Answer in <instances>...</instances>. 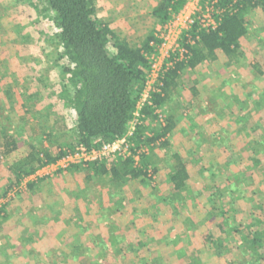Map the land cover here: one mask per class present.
Instances as JSON below:
<instances>
[{
  "label": "rangeland",
  "instance_id": "374dc122",
  "mask_svg": "<svg viewBox=\"0 0 264 264\" xmlns=\"http://www.w3.org/2000/svg\"><path fill=\"white\" fill-rule=\"evenodd\" d=\"M94 1L99 20L131 46L151 32L168 34L151 16L161 0ZM200 1L188 0L178 17H194L209 28L214 25L211 7L202 8ZM248 18L242 57L227 65L219 54L215 63L185 70L167 104L155 111L157 121L145 123L158 130L172 115L184 132L171 134L167 149L156 144L136 152L135 165L149 161L151 182L121 185L110 175L93 176L82 165L49 170L43 178L30 175L10 188L9 169L29 154V145L53 152L75 145L77 133L61 93L64 68L71 65L55 37L53 16L44 2L0 0V116L24 128L16 150L5 154L0 148V264H141L138 248L148 252L141 259L145 264H251L253 248L243 239L244 227L264 200V155L253 167L249 142L256 138L264 144V103L256 108L264 98V12L258 9ZM179 25L169 32L179 35L184 28ZM154 58L162 67L169 65L160 51ZM155 76H149L146 91L154 88ZM139 118L138 113L133 123ZM174 152L190 175L180 201L170 200L174 192L168 185ZM250 169L256 180L248 178L243 196L224 207L230 222L241 224L239 233L230 237L213 225L201 228L211 186L237 183L236 173ZM205 233L214 244L204 243ZM104 242L106 257L98 253ZM258 252L264 264V247Z\"/></svg>",
  "mask_w": 264,
  "mask_h": 264
},
{
  "label": "trees",
  "instance_id": "16d2710c",
  "mask_svg": "<svg viewBox=\"0 0 264 264\" xmlns=\"http://www.w3.org/2000/svg\"><path fill=\"white\" fill-rule=\"evenodd\" d=\"M36 1L44 2L50 16H53L55 37L62 46L63 56L71 65L64 68L66 80L61 87V93L71 111L77 142L66 148L58 147V150L53 152L29 145V154L9 169L10 188L17 187L21 180L34 175L42 168L56 164L79 145L99 148L103 144L126 137L136 113H139L140 122L130 138L134 145L131 155L111 163L106 160L90 163L86 167L95 177L110 175L115 181L121 182V185L133 180H139L141 183L151 182L149 161L137 166L134 156L136 152L156 144L167 149V137L175 129V117L168 115L164 126H160L158 130H150L145 123L157 121L159 117L155 111L167 104L173 90L178 88L185 70H194L203 63L216 62L219 53L224 56L227 65L236 63L242 57V41L249 33L248 16L258 9L264 12V0H201L202 8H205V5L211 7L214 25L204 28L193 17V23L182 31L178 38L179 50L182 53L174 52L170 55L167 60L170 66L162 68L155 88L150 93L151 105L145 104L138 111V104L153 64L152 57L158 54L162 44L160 36L151 32L138 45L131 46L126 40L120 39L109 25L99 20L94 0ZM187 1L161 0L154 7L151 16L155 23L163 28L184 9ZM192 95H196L195 90H192ZM261 101L256 103V108L261 107L264 98ZM259 127L256 126L253 132ZM23 129L22 125L14 126L13 120L2 119L0 116V148L4 149L5 154L17 149L19 139L24 135ZM147 130L151 132L148 135L145 133ZM249 142L255 155L252 164L256 167L261 164L259 157L264 155V144L256 138L250 139ZM170 160L172 162L168 185L174 192L170 200L180 201L181 193L188 189L190 175L186 162L178 153H172ZM155 172L154 169L153 173ZM236 174L239 182L225 180L223 186H211L205 195L207 208L204 218L200 221L201 228L208 229L213 225L218 232L227 233L230 237L241 230V224L230 222L224 207L229 205V201L235 204L238 198L243 196L244 189L249 186L248 180L253 178V175L252 171ZM34 186L35 182H31L28 189L32 190ZM201 195L200 193L193 197L192 201H197ZM258 206L257 210L250 214L251 222L245 223L244 227L247 234L243 239L253 248L251 264H261L258 248L264 247V200ZM203 235L204 243H215L209 234ZM99 246L98 253L106 257L109 251L107 244L104 242ZM82 249L87 250L83 247ZM147 253L145 248H138L137 256L141 261L139 263L145 264L141 259L146 257ZM182 255L183 252L180 251V256Z\"/></svg>",
  "mask_w": 264,
  "mask_h": 264
},
{
  "label": "built area",
  "instance_id": "2783aa9c",
  "mask_svg": "<svg viewBox=\"0 0 264 264\" xmlns=\"http://www.w3.org/2000/svg\"><path fill=\"white\" fill-rule=\"evenodd\" d=\"M179 15V14H178ZM178 15L166 26H164L163 28L166 30L168 29V34L163 36L161 35L160 38L162 39V44L159 48V51L161 53V58L163 59V61L167 62V60L169 59L170 55L173 54L174 52H180V54L182 53L181 50H179V45H178V38L181 34L182 31L186 30L192 23L193 20L190 19L189 17H185L184 19H180L181 17H178ZM175 24H180V25H184V28H182V26H178L181 27L182 30L179 33H175V31L173 32H169L171 30V27L174 26ZM177 32V31H176ZM158 51V52H159ZM153 60V64L151 67V71L147 76V80L148 78H150L149 76L155 75V82L153 84H156L157 79L159 77L160 72L162 71V66L159 65L157 58L152 57ZM170 64V63H169ZM170 66V65H168ZM155 88V86H154ZM154 88H152L150 91H146L144 90L141 100L138 104V111L146 104V105H151L150 103V93L153 92ZM146 89V86H145ZM138 113L135 114V117ZM134 117V119H135ZM134 120L132 121V123L130 124V128L128 130V134L126 137L120 139V140H116L114 142H110V143H106L103 144L101 147L99 148H86L83 145H79L75 148V150L71 153H68L65 157H63L62 159H60L56 164H54L55 168L60 169V170H66L67 168L71 167V166H82V165H88L90 163H95V162H101L103 160H106L108 162H113V160L117 159L118 157H125V156H130L131 152L130 149L133 148V143H131V137L132 134L135 130L136 124L133 123ZM132 147V148H131Z\"/></svg>",
  "mask_w": 264,
  "mask_h": 264
},
{
  "label": "crops",
  "instance_id": "0c3cea01",
  "mask_svg": "<svg viewBox=\"0 0 264 264\" xmlns=\"http://www.w3.org/2000/svg\"><path fill=\"white\" fill-rule=\"evenodd\" d=\"M220 54V53H219ZM219 54H218V58H219ZM212 63H215V62H212ZM204 64V63H203ZM202 65V64H201ZM201 65H199L198 67H200ZM198 67H196L194 70H197V68ZM190 71H193V70H190ZM178 120H179V117H177L176 118V120H175V129H174V131L172 132V135H176L177 134V132H179L180 133V135H181V131H182V133L184 134V132H183V130H181V131H178V130H180L179 129V126H178ZM174 133V134H173ZM172 135H169L167 138H168V140H169V138H171L172 137ZM177 136V135H176ZM179 136V135H178ZM180 139H182L181 137H179ZM171 140V139H170ZM170 140H169V142H170ZM182 158V157H181ZM183 159V158H182ZM72 167V166H71ZM71 167H69V168H67L66 170H60V169H57V168H55V166L54 165H51V166H48V167H45V168H42L41 170H39V171H37L36 173H35V175L36 176H38V177H40V178H43L44 177V175H47L46 173H50V172H66L68 169H70ZM50 170V172H48ZM94 176V175H93ZM102 177V176H101ZM34 182V181H33Z\"/></svg>",
  "mask_w": 264,
  "mask_h": 264
}]
</instances>
